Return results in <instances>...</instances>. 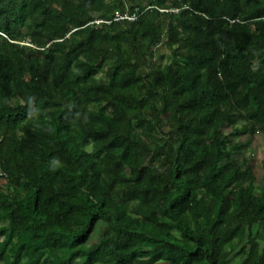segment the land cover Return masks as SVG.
Listing matches in <instances>:
<instances>
[{
  "label": "trees",
  "instance_id": "16d2710c",
  "mask_svg": "<svg viewBox=\"0 0 264 264\" xmlns=\"http://www.w3.org/2000/svg\"><path fill=\"white\" fill-rule=\"evenodd\" d=\"M262 132L264 0H0V264H264Z\"/></svg>",
  "mask_w": 264,
  "mask_h": 264
},
{
  "label": "rangeland",
  "instance_id": "374dc122",
  "mask_svg": "<svg viewBox=\"0 0 264 264\" xmlns=\"http://www.w3.org/2000/svg\"><path fill=\"white\" fill-rule=\"evenodd\" d=\"M121 15V14H120ZM161 55L165 56V58H161L159 56L155 59V66H163L167 63V58L170 55V51L167 48L162 49ZM165 131L169 129L167 127L164 128ZM225 130H230L229 128ZM248 138L246 135L241 136L239 141L244 143L245 145L235 151V156L239 160H247V168H252L258 175L259 182L264 175V132L258 133L257 135L252 137L251 143L248 144ZM100 230L98 229L94 235L95 239L98 238ZM32 253L29 254V259H32Z\"/></svg>",
  "mask_w": 264,
  "mask_h": 264
},
{
  "label": "built area",
  "instance_id": "2783aa9c",
  "mask_svg": "<svg viewBox=\"0 0 264 264\" xmlns=\"http://www.w3.org/2000/svg\"><path fill=\"white\" fill-rule=\"evenodd\" d=\"M117 16H118V19H119V20H122V19H130V20H131V19H134V18H132V17H128V16L123 17V16H121L120 14H118Z\"/></svg>",
  "mask_w": 264,
  "mask_h": 264
}]
</instances>
